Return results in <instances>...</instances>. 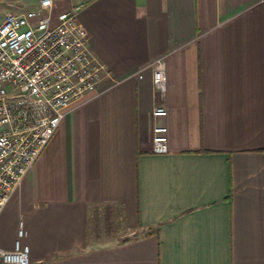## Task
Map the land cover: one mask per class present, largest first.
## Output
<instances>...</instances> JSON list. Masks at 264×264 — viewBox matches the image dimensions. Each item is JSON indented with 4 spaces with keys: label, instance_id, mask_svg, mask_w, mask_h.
<instances>
[{
    "label": "crops",
    "instance_id": "0c3cea01",
    "mask_svg": "<svg viewBox=\"0 0 264 264\" xmlns=\"http://www.w3.org/2000/svg\"><path fill=\"white\" fill-rule=\"evenodd\" d=\"M78 3L105 70L1 211L0 247L21 220L29 264H264V0L61 11ZM155 126L165 153L152 151Z\"/></svg>",
    "mask_w": 264,
    "mask_h": 264
},
{
    "label": "built area",
    "instance_id": "2783aa9c",
    "mask_svg": "<svg viewBox=\"0 0 264 264\" xmlns=\"http://www.w3.org/2000/svg\"><path fill=\"white\" fill-rule=\"evenodd\" d=\"M57 0H37L20 13L7 11L0 20V213L43 151L66 108L97 88L105 70L88 48V33L78 21V3L57 15ZM154 88L163 93L166 74L162 59L152 64ZM154 116H166L161 107ZM166 127L153 128L152 151L167 152ZM18 225L12 249L0 247V264H29V246Z\"/></svg>",
    "mask_w": 264,
    "mask_h": 264
},
{
    "label": "rangeland",
    "instance_id": "374dc122",
    "mask_svg": "<svg viewBox=\"0 0 264 264\" xmlns=\"http://www.w3.org/2000/svg\"><path fill=\"white\" fill-rule=\"evenodd\" d=\"M66 0H57L53 4L51 10V26L57 23V15L61 12V6ZM37 0H0V20L5 12L10 11L14 13L21 12L30 8H35Z\"/></svg>",
    "mask_w": 264,
    "mask_h": 264
}]
</instances>
